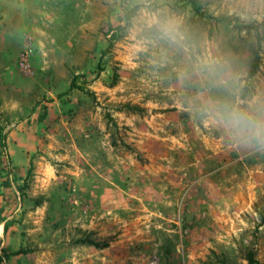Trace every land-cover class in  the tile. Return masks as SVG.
Wrapping results in <instances>:
<instances>
[{"label":"rangeland","instance_id":"rangeland-1","mask_svg":"<svg viewBox=\"0 0 264 264\" xmlns=\"http://www.w3.org/2000/svg\"><path fill=\"white\" fill-rule=\"evenodd\" d=\"M253 101L264 0H0V264H264Z\"/></svg>","mask_w":264,"mask_h":264},{"label":"clouds","instance_id":"clouds-1","mask_svg":"<svg viewBox=\"0 0 264 264\" xmlns=\"http://www.w3.org/2000/svg\"><path fill=\"white\" fill-rule=\"evenodd\" d=\"M160 23L161 31L171 36L168 24ZM257 101L250 102L248 107L239 104L225 106L222 113H218L221 123L238 141L264 148V109L256 107Z\"/></svg>","mask_w":264,"mask_h":264},{"label":"trees","instance_id":"trees-1","mask_svg":"<svg viewBox=\"0 0 264 264\" xmlns=\"http://www.w3.org/2000/svg\"><path fill=\"white\" fill-rule=\"evenodd\" d=\"M75 81H73V84H74Z\"/></svg>","mask_w":264,"mask_h":264}]
</instances>
